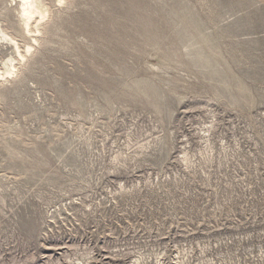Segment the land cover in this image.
Segmentation results:
<instances>
[{"label":"rangeland","instance_id":"obj_1","mask_svg":"<svg viewBox=\"0 0 264 264\" xmlns=\"http://www.w3.org/2000/svg\"><path fill=\"white\" fill-rule=\"evenodd\" d=\"M43 4L0 0V264H264V0Z\"/></svg>","mask_w":264,"mask_h":264},{"label":"bare ground","instance_id":"obj_2","mask_svg":"<svg viewBox=\"0 0 264 264\" xmlns=\"http://www.w3.org/2000/svg\"><path fill=\"white\" fill-rule=\"evenodd\" d=\"M59 1L62 2L63 0ZM20 6L21 9H19L23 21V31L25 30L26 32H31L33 29L32 21L34 17H36V15H40L41 17L45 16L43 0H20ZM0 35L2 36L1 38L10 39L11 42L14 41L16 47L19 46L16 39L9 35L2 27H0ZM28 49H30V47Z\"/></svg>","mask_w":264,"mask_h":264}]
</instances>
